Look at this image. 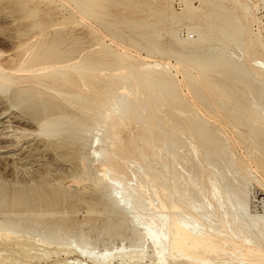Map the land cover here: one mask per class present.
Listing matches in <instances>:
<instances>
[{
  "label": "bare ground",
  "instance_id": "1",
  "mask_svg": "<svg viewBox=\"0 0 264 264\" xmlns=\"http://www.w3.org/2000/svg\"><path fill=\"white\" fill-rule=\"evenodd\" d=\"M69 1L72 11L87 17L92 36L121 32L132 48L169 54L175 62L168 58L163 65H150L138 54L127 57L125 41L121 51H113L101 39L65 34L60 28L70 15H62L61 22L35 20L29 30L17 32L13 52L2 56L0 51V93L39 120L37 135L44 143L60 151L97 129L93 144L110 143L109 150L94 144L89 159L81 156V176L91 174L90 162L101 165L92 176L94 185L90 181L99 195L83 201L89 218L102 222L93 240L102 239L104 248L83 242L80 228L72 235V199L79 200L86 189L80 196L81 190L73 192V185H67L69 179L65 185L52 175L58 181L53 182L42 175L45 170L29 183L11 180L14 190L0 181V214L20 216L16 223L8 222L10 217L0 221V237L7 241L0 246V264H264V210L253 208L254 200L260 205L255 184L264 187V35L259 28L253 35L248 0H195L197 5L185 0L180 12L171 0ZM54 4L50 0L47 5ZM33 30L40 32L34 35ZM231 45L250 57L255 72ZM172 69L181 74L186 97L182 89L184 96L178 93L180 81L171 76ZM215 104L244 144V153L263 169V176L255 172L261 178L240 154L235 156L223 121L216 124L222 113ZM164 112L166 120L160 117ZM19 119L1 122L0 138L3 129L20 128ZM8 145L1 146L5 160ZM75 170L70 168L71 176L80 178ZM11 231L16 236L6 238ZM114 239L130 243L119 247Z\"/></svg>",
  "mask_w": 264,
  "mask_h": 264
},
{
  "label": "rangeland",
  "instance_id": "2",
  "mask_svg": "<svg viewBox=\"0 0 264 264\" xmlns=\"http://www.w3.org/2000/svg\"><path fill=\"white\" fill-rule=\"evenodd\" d=\"M35 1V2H34ZM189 1V0H188ZM258 1H260V3H257ZM50 2V0L48 1V0H41V1H39V0H19V2H17V0H0V51H1V53H3L2 54V56L3 55H5L6 56V54L8 53H11V51L13 52V49H14V47H15V42L17 41V39L16 38H14L18 33V31H26V30H29L30 28H31V24L36 20V21H38V22H47V20L49 21V20H51V19H54V20H56V21H60V20H62L61 18H62V15H70L71 16V21L70 22H67V23H65V24H67V26H65V24H63V26L62 25H58V26H56V27H61L60 28V30H63L62 28H64V30L62 31L63 33H65V34H70L71 36H74V35H76L77 33L78 34H81V36H86V38H88V40H90V38H91V40H93L94 42H97L98 40L99 41H101L102 43H106L107 44V46H109V48L111 49V47H112V50L113 51H115V50H118V51H121V49H122V47H121V42L122 41H125L124 43L122 42V45L123 46H125L126 47V50H127V52H128V54H127V57H132V55L134 54V55H137L138 54V56L139 57H142L141 59L143 60V61H147V63L148 62H150L149 64L150 65H152L153 63L155 64L157 61V63H161L162 65H163V62H166L167 60H169V61H171L172 63H174L175 62V60H174V58L173 57H168L169 56V54H160V56H158L159 54H156V53H150V54H147L148 52L146 51L145 52V50L144 49H136V48H132L133 46H131V45H129V43L126 41V39H123L122 40V38L120 37L121 36V32H118L117 34H116V36H111V35H107L106 33H102V34H100V35H96L95 37L94 36H92L93 34H92V30H90L89 29V27L88 26H86L87 24L85 23V20H84V18L86 17V16H83V14H78V12L76 13V12H74V11H72V9L70 8V7H73L71 4H70V1L68 2V0H66V2H65V0H61V2L62 3H60V1L59 0H55V4L54 5H51L50 7L47 5L48 3ZM193 2H195V0L193 1ZM248 2H249V4H250V7H251V15H252V19H253V22H252V29H253V35H256V33H257V30H258V28H259V30H258V32L259 31H261V34L262 35H264V0L262 1V0H248ZM16 3V4H15ZM65 3H68L67 5H65ZM197 2H195V4H196ZM256 3H257V5L260 7V8H257L258 6L256 5ZM263 3V4H262ZM59 4V5H58ZM70 4V5H69ZM171 4H172V7H173V9L174 10H176V11H178V12H180V11H184L185 10V0H171ZM16 5H18V6H16ZM197 5V4H196ZM69 6V7H68ZM21 7V8H20ZM67 9H66V8ZM181 7H183V8H181ZM55 10H53V9ZM56 8H57V10H56ZM63 9V11H62V9ZM257 8V9H256ZM33 9V10H32ZM53 10L51 13H48V12H50V10ZM179 9V10H178ZM182 9V10H181ZM184 9V10H183ZM33 11L32 13V15H31V17L28 15L29 14V11ZM47 10V11H46ZM60 11V12H59ZM62 11V12H61ZM260 11V12H259ZM256 13V14H253V13ZM24 13H27L26 15L24 14ZM35 13V14H34ZM46 13H48V14H46ZM67 13V14H66ZM73 14V15H72ZM28 15V16H27ZM50 15V16H49ZM253 15H256V16H253ZM261 15V16H260ZM35 16V17H34ZM73 16H75V19H74V17ZM87 18V17H86ZM85 18V19H86ZM261 19V20H260ZM84 20V22H83V24L81 23L82 21ZM77 21H78V23H77ZM260 23H259V22ZM61 22V21H60ZM262 22V23H261ZM15 23V24H14ZM30 23V24H29ZM77 23V24H76ZM85 23V24H84ZM68 24H69V26H68ZM76 24V25H75ZM10 25V26H9ZM71 25V26H70ZM73 25H75V26H73ZM261 25H262V27H261ZM258 26V27H257ZM14 27H16V28H14ZM13 28V29H12ZM24 28V29H23ZM59 28H57V29H59ZM48 29H53V27L52 28H48ZM47 29V30H48ZM75 29V30H74ZM40 32L39 30H33L32 31V33L33 32ZM71 31V32H70ZM74 31V32H73ZM183 32H186V30L185 29H183ZM31 33V32H30ZM30 33H29V36H27V37H31L30 36ZM31 33V35L32 36H34V35H36V34H32ZM37 33V34H38ZM74 34V35H73ZM182 34H184V33H182L181 32V35ZM180 35V36H181ZM8 36V37H7ZM104 36V37H103ZM24 37V36H23ZM26 37V36H25ZM93 37V38H92ZM181 37H185V34L184 35H182ZM264 36H262V38H263ZM99 38V39H98ZM103 38V39H102ZM109 38V39H108ZM115 38V39H114ZM101 39V40H100ZM107 39V40H106ZM121 39V40H120ZM15 40V41H14ZM105 40V41H104ZM114 42H113V41ZM263 40V42H264V38L262 39ZM109 41V42H108ZM8 42V43H7ZM108 42V43H107ZM111 42H113L112 44H111ZM116 43H118V44H116ZM126 43V44H125ZM108 44H110V45H112V46H110V45H108ZM14 45V46H13ZM118 45V46H117ZM13 46V47H12ZM128 46H129V48H128ZM131 46V47H130ZM263 46H264V44H263ZM231 48H233L234 49V51L236 52V53H238L240 56H242V58H241V61H243V59H244V62H245V64L248 66V68L250 69V71H253V72H255L256 70H254V68H253V66H251L252 65V63L250 62L251 60H249L248 59V55L246 54V53H240L239 52V50L237 49V47H235L234 45H231L230 46ZM236 48V49H235ZM263 49H262V51L264 52V47H262ZM238 50V51H237ZM140 52V54L138 53V52ZM7 54V55H8ZM154 54H156V55H154ZM147 55V56H146ZM163 55V56H162ZM166 55V56H165ZM1 56V57H2ZM150 56V57H149ZM165 56V57H164ZM148 57V58H147ZM156 58V59H155ZM161 61H159L158 59ZM169 58V59H168ZM250 58V57H249ZM154 59H155V62H154ZM250 63H251V65H250ZM153 64V65H154ZM176 73V74H175ZM180 74V73H179ZM174 75V76H173ZM171 76L173 77V78H176V76H177V78H176V80L177 81H180L178 84H179V87H180V89H178V93L179 94H181V95H183L182 94V91L184 90L183 88H184V86H183V81H181L182 79H180V78H182V76H181V74L180 75H177V72H176V70H174V69H172V71H171ZM181 76V77H180ZM181 83V84H180ZM183 87H182V86ZM181 89H182V91H181ZM180 90V91H179ZM119 91H122V90H119ZM183 93H184V91H183ZM185 95V96H184ZM184 97H186V93H184ZM188 95V94H187ZM189 96V95H188ZM187 96V97H188ZM190 97V96H189ZM193 101H194V99H193ZM218 106V111L219 112H221L222 113V109H220L219 108V105L218 104H215V107H217ZM218 112V113H219ZM221 113H219V114H221ZM20 115V116H19ZM28 115V116H27ZM165 115V116H164ZM32 115H31V113L29 112V111H26V110H23V109H21V108H19V107H14L13 105H12V103H11V101H10V99H9V97H7V96H5V95H3V94H1L0 93V130L2 129L1 128V122H4L5 124L7 123V124H11L12 122V120H13V117H17L19 120V125L17 124V123H14L13 125H18V126H20V128H22V129H24L23 131H22V129L20 130V128H15V127H10V128H8V129H3L4 131H3V135H4V138H5V141H4V138L2 139V138H0V142H1V144H0V152L2 151V148H1V146L3 145V146H6V145H8V144H10V145H8L9 146V151H8V153H10L9 155H10V158L9 159H7V160H5V159H2L1 157H2V154L0 153V181H2V182H4L5 184H6V188L7 189H9V190H14V187H13V184L12 183H16L17 181H25V183L26 182H28L29 181V179H31L33 176H35V177H37V178H39L40 176H41V172H44L45 170H46V172H44V173H46V174H43L42 173V175H45V177H48V179H50V180H52V179H54V178H52V175H53V177H55V179L56 180H58V181H62V182H64L65 181V185H66V183L68 182V179H69V181L71 182V184H70V182L69 183H67V185L68 186H71V185H73V186H71L70 188H71V190L73 191V192H76L77 191V193H78V191L79 190H81V191H79V193H81L82 191H83V189H86L87 191H90V192H87L86 190L84 191V192H82L83 193V197H81L79 200H75V198H73L72 199V203H71V206H73V207H75V212H74V215H76V216H73V218H74V221H75V227L73 228V230H72V232L74 233H72V235H77V233H78V231H79V228L80 229H82L83 230V235H84V238L82 239L83 240V242H89L90 243V245H92V246H96L97 248H99V249H103L104 248V246L106 245V244H104L101 240H99V241H97V242H95L94 240H93V237H95V235H97V233L99 232V230L98 229H100L101 227H102V222L100 221V220H98L97 221V219H91V218H89L90 217V213H89V210L87 211V209H89V207L87 206V204H85V202L83 201V200H90V198H92V197H96V196H98L99 195V192L94 188V182L92 181V180H94V178H92V176H94V172H96L100 167H101V165L98 163L97 165H95V164H93L92 165V163L90 162H88L90 165H91V167L93 168L92 170H91V174H89V175H86L85 174V176H81V175H83V171H82V169H83V163L81 164V162H82V160H81V158L83 157H88V159H89V157H91L92 156V154L90 155V153H92V149H94L95 148V145H96V148L97 147H100L99 145L101 144L100 142H96V143H94L93 144V142H92V140H93V137L98 133V129L96 130V131H94V133H91V134H89V136H85V138H84V140H81V141H77L75 144H74V146L75 147H77V148H75L74 146L72 147V146H70L69 147V145H64V147L62 146V148L60 149V151L59 150H54V149H52L51 148V143H50V145H49V142L47 143V142H43V140L45 139L44 137H42V136H40V135H37V126H38V122H39V120L38 119H33L32 117H31ZM166 118L167 116H166V112H164L163 113V115L161 114V119L162 118H164V117ZM222 117V118H221ZM164 118V119H165ZM221 120H220V119ZM25 119H26V121H25ZM30 120V122H32V123H29L28 121ZM218 119L220 120V121H218ZM22 120L25 122V124L26 125H24V122H22ZM28 120V121H27ZM34 120V121H33ZM166 120V119H165ZM216 124H218V125H220V122L221 121H223L221 124L222 125H225V126H220L221 127V129L223 128V127H225L226 129H224L225 131H223L224 133H227V135L229 136V138L227 137V140H228V142H229V145H230V141L232 140V146L231 147H233V143H234V148H230L232 151H234V153H235V156L236 157H239L240 155H241V157H239V158H242L243 159V162H244V164H246V166L249 168V170L250 171H252V173L254 174L255 172H257V171H259V172H257V174H261L262 172H263V169L261 168V167H259V165L257 164V161L255 160V159H253L252 157H249L247 154H245L244 152L246 151L245 150V148H244V144L242 145L241 143H240V139L237 137V135L236 134H234V128L231 126V124L230 125H228V121L227 120H224L223 119V113H222V116L221 115H219L217 118H216ZM37 121V122H36ZM225 121H226V124H225ZM228 122V123H227ZM23 125H22V124ZM226 125H228V126H226ZM25 126V127H24ZM30 127V128H29ZM34 127V128H33ZM15 128V129H14ZM27 128V130H28V128H29V130L30 129H32L31 130V133L30 132H28L27 130H25ZM10 129H12L11 131H10ZM17 129V130H16ZM228 129H233V131H232V133H233V135H232V133H231V130H228ZM13 130H14V132H16V135H14L15 133L13 132ZM16 130V131H15ZM226 130H228V131H226ZM6 131V132H5ZM230 131V132H229ZM6 133V136H7V134H8V139H6L7 137H5V133ZM19 132V133H18ZM21 132V133H20ZM229 132V133H228ZM254 132V131H253ZM13 133V134H12ZM25 133V134H24ZM30 135H29V134ZM32 133H34V134H36V135H31ZM99 133H103V131H101V132H99ZM26 134H28V135H26ZM19 135V136H18ZM24 135V136H23ZM91 135V136H90ZM254 135H256V133L254 134ZM0 136H2L1 134H0ZM38 136H40V137H38ZM233 136V137H232ZM14 137V138H13ZM234 137H235V139H234ZM40 138H43L42 140L40 139ZM238 140H237V139ZM16 139V140H15ZM18 139V140H17ZM89 139V140H88ZM87 140V141H86ZM236 140V141H235ZM240 140V141H239ZM28 141V142H27ZM40 141H42L41 142V144L39 145V143H40ZM84 141V142H83ZM238 141V142H237ZM12 142V143H11ZM17 142V143H16ZM42 143H43V145H42ZM84 143V144H83ZM240 143V144H239ZM6 144V145H5ZM45 144V145H44ZM48 144V145H47ZM99 144V145H98ZM106 144H110L109 142H107ZM104 145V144H101V147H103L105 150H109V148H110V146H108V145ZM12 145V146H11ZM77 145H79V147L77 146ZM160 146H162V144H159ZM35 146H36V148H35ZM45 148H44V147ZM94 146V147H93ZM108 146V149L106 148ZM39 147H40V149H39ZM43 147V148H42ZM46 147H48V148H50L52 151H50V149H47L46 150ZM85 147V148H84ZM10 148H11V150H10ZM42 148V149H41ZM69 148V149H68ZM90 148V149H89ZM184 149V150H183ZM236 151H235V150ZM77 150V151H76ZM183 152H186V149L183 147L182 149H181ZM70 151H71V153H70ZM236 152H238V153H236ZM54 153V154H53ZM68 153H70L69 154V156L70 157H73L74 155H76L77 157H74V158H71L70 159V157H64V154H65V156H68ZM73 153H75V154H73ZM78 155H77V154ZM57 154V155H56ZM67 154V155H66ZM71 154L73 155V156H71ZM163 154H164V152H163ZM237 154H240L239 156L237 155ZM13 155V156H12ZM83 155V156H82ZM243 155H245V156H243ZM53 156V157H52ZM82 156V157H81ZM62 157V158H61ZM63 157L65 158V160L67 159H70V160H66V161H64L63 160ZM244 157V158H243ZM245 157H247L248 158V160H247V158H246V160H244L245 159ZM53 158V159H52ZM57 159V160H55V159ZM76 158V159H75ZM82 158V159H83ZM249 158L251 159L250 161H252V162H250L249 161ZM74 159H75V161L76 162H74ZM55 160V161H54ZM59 160H61V161H59ZM79 161V162H78ZM249 161V162H248ZM55 162H57V163H55ZM62 162V163H61ZM67 162H70V163H67ZM71 162H73V163H71ZM64 163H65V165H64ZM77 163H80L79 165H77ZM135 162H133L132 164H134ZM54 164H55V166H54ZM57 164V165H56ZM62 166V167H60V166ZM135 165L136 164H134V166L133 167H135ZM48 166V167H47ZM59 166V167H58ZM72 166V167H71ZM75 166V167H74ZM82 166V167H81ZM95 167V169H94V167ZM52 167H55L56 169H54V168H52ZM65 167V168H64ZM200 167H201V164H200ZM259 167V168H258ZM46 168H48V169H46ZM52 168V169H51ZM65 173V174H63V172L60 170V169ZM68 168V169H67ZM70 168L71 169H77V170H75V172H77V173H75V176H77V174H78V176L77 177H79V176H81L82 178H83V181H85L86 180V178H88L85 182H86V184L87 185H85L83 182H82V178L80 177V178H73L72 176H71V174H72V172L71 171H69L70 170ZM201 168H203V166L201 167ZM258 169V170H256V169ZM262 170H261V169ZM41 169H42V171H41ZM80 169V170H79ZM254 169L256 170V171H254ZM260 169V170H259ZM13 170V171H12ZM40 170V171H39ZM95 170V171H94ZM10 171V172H9ZM47 171H49V172H47ZM53 171V172H52ZM56 171H58V172H56ZM261 171V172H260ZM55 172V173H54ZM59 172H61V174L59 173ZM70 172H71V174H70ZM10 173V174H9ZM29 173V174H28ZM49 173V174H48ZM57 173V174H56ZM38 174H40V175H38ZM256 174V173H255ZM254 174V175H255ZM255 175L256 177H260L261 175L263 176V174H261V175ZM11 175V176H10ZM47 175H49V176H47ZM51 175V176H50ZM55 175V176H54ZM57 175H58V177H57ZM65 175V176H64ZM66 175H67V178H66ZM6 178H5V177ZM15 176V177H14ZM60 176V177H59ZM61 176H62V178H61ZM63 177H65L66 178V180L63 178ZM16 178V181H14V179ZM61 178V179H60ZM261 178V177H260ZM52 180L53 182L55 181V182H58V181H56V180ZM63 179V180H62ZM72 179V180H71ZM79 179V182H78V184L76 183L75 184V182H77V180ZM85 179V180H84ZM249 179H251L252 180V178L251 177H249ZM12 180V181H11ZM7 181V182H6ZM12 183H11V182ZM14 181V182H13ZM75 181V182H74ZM81 181V182H80ZM89 183H88V182ZM90 181H91V183H93V185L92 184H90ZM29 183V182H28ZM79 183H82L83 185H84V187H83V185H80ZM12 184V185H11ZM70 184V185H69ZM74 184L76 185V186H74ZM77 185H78V187H77ZM82 186L81 188H80V186ZM90 186V187H87V186ZM255 188H257L258 189V191H257V193H256V199H259L260 200V205L258 204V201L257 202H255V200H254V202H253V208L255 209V210H264V208H260V207H262V205L264 204V187H262V186H260V185H257V184H255ZM27 187V186H26ZM92 187L94 188L93 190L94 191H92V193H91V190H92ZM73 188H74V190H73ZM88 188V189H87ZM91 188V189H90ZM76 189H79V190H76ZM93 192H94V194H93ZM82 193L80 194V196H82ZM93 194V195H91V194ZM86 194H88L87 196L89 197V198H87V196H86ZM96 195V196H95ZM87 199H86V198ZM68 198V197H67ZM70 198V197H69ZM69 201H70V199H69ZM80 201V202H79ZM76 203V204H75ZM256 204V205H255ZM88 207V208H87ZM74 209V208H73ZM9 210H11V209H9ZM85 210L87 211V212H85ZM79 213H78V212ZM81 211V212H80ZM76 213V214H75ZM87 213V214H86ZM7 215V216H6ZM2 216V218H0V221H2L3 222V220H6V221H4V223H6L7 221H8V218L10 217L11 218V220H9L8 222H14V223H16L17 221L16 220H18L19 219V217L20 216H13V214H10V213H6V214H3V213H1L0 214V217ZM86 216V217H85ZM5 217H6V219H5ZM8 217V218H7ZM83 217V218H82ZM85 217V218H84ZM9 218V219H10ZM77 218H79V219H77ZM81 218H82V220H81ZM83 219H84V221H83ZM89 219V220H88ZM93 222V223H92ZM23 223H25L24 221L22 222V225H23ZM84 223H85V225L86 226H83L84 225ZM78 224H79V226H78ZM89 224V225H88ZM25 225V224H24ZM82 225V226H81ZM96 225L99 227H97L96 228ZM89 226V227H88ZM76 227H78V229L76 228ZM85 229V230H84ZM94 229V230H93ZM97 229V230H96ZM96 230V231H95ZM91 231V232H90ZM63 233H64V231H62ZM95 232V233H94ZM14 236H16V234H14L12 231L10 232V234H8V236L6 237V238H9V239H11L12 237H14ZM91 236H92V238H91ZM3 240V241H2ZM90 240V241H89ZM126 240V241H125ZM125 240H123V241H121V239H116V241H115V239L113 240L114 241V245H118L119 247L120 246H123V245H129V241H130V239H125ZM0 241H2V242H0V246H2L3 247V245L4 244H7V241H6V243L4 242V239H1V237H0ZM118 241V242H117ZM100 242V243H99ZM122 242V243H121ZM14 243V242H13ZM13 243H8L9 245L8 246H10L11 248H14L16 245H14ZM97 243V244H96ZM116 243V244H115ZM16 244V243H15ZM14 245V246H13ZM59 245V243L57 242V243H55V244H50V245H48V247H51V248H54L55 246H58ZM111 245H113V244H109V245H107V246H111ZM16 248V247H15ZM76 255V254H75ZM75 255H73V256H75ZM72 256V257H73Z\"/></svg>",
  "mask_w": 264,
  "mask_h": 264
}]
</instances>
